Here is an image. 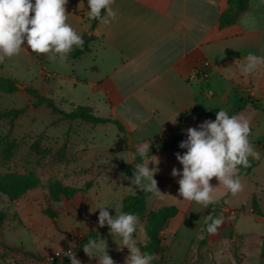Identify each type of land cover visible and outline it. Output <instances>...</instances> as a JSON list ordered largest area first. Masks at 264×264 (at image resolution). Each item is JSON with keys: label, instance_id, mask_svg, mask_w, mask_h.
<instances>
[{"label": "rangeland", "instance_id": "374dc122", "mask_svg": "<svg viewBox=\"0 0 264 264\" xmlns=\"http://www.w3.org/2000/svg\"><path fill=\"white\" fill-rule=\"evenodd\" d=\"M42 66V61L34 60L24 51L0 63V76L12 79L14 85L24 86L22 89L15 85L13 92L0 91V112L25 108L13 119H0V175L16 172L33 173L35 177L33 181L0 177V264H63L64 252L69 250L82 264H98V257L89 260L83 246L75 247L82 235L98 227V206L110 207L107 210L114 216L115 209L122 212L123 197L139 190L130 184L132 176L125 171L124 165L132 161L139 146L155 139L156 126L158 129L171 124L174 110L160 109L158 116L153 114L148 123L131 134L120 131L113 122L61 119L59 113L45 104L34 105L36 98L25 91V87L37 89L40 95L49 97L63 110H69L71 103L83 105L79 102L89 98L95 101L93 112L96 115L108 117L113 112L101 93H92L88 88L75 89L70 82L55 75L50 76V89L46 88L48 76ZM226 67L229 75L214 73L206 78L207 81L201 79L191 83L199 91L197 104L209 110L229 111L238 94H249L239 86H235L237 93L234 92V82L240 86L253 84L254 95L264 106V78L261 80L260 73L244 75L233 66ZM117 111L122 114L121 110ZM238 115L249 120V139L260 155L264 141V110L246 106ZM193 116L183 127L184 140L187 128L198 127L205 120H215L208 115ZM170 134L166 141L171 140ZM9 141L14 144L6 158L4 147ZM185 151L181 148L159 150L154 154L159 164L149 163V168L158 167L154 179L158 189L166 195L160 198L152 193L147 197L145 212L138 216L139 225L133 234L137 246L140 248L147 239L144 232L146 213L162 205H175L177 214L160 232L166 248L152 253L156 257L152 264H264V155L259 160L254 159L257 163L249 174H240L243 191L235 196L231 193L225 196L227 190L213 178L210 184L216 187L212 193L215 201L225 197L222 203L215 202L205 209L195 202L183 201L178 195L180 177L171 175L174 167L182 171L175 154ZM151 160H154L153 155L144 158L143 163ZM125 175L129 179H124ZM49 185L76 191L69 198L61 194L54 200ZM253 196L261 215L251 211ZM47 208L55 212V218L45 212ZM211 214V218L224 219L215 235L206 230ZM100 239L105 241L102 246L107 247L116 264H124L128 249L117 251L109 230L97 241Z\"/></svg>", "mask_w": 264, "mask_h": 264}, {"label": "crops", "instance_id": "0c3cea01", "mask_svg": "<svg viewBox=\"0 0 264 264\" xmlns=\"http://www.w3.org/2000/svg\"><path fill=\"white\" fill-rule=\"evenodd\" d=\"M80 2L69 0L66 22L80 35H92L88 51L76 58L68 56L64 63L34 55L30 49L22 51L44 63L46 88L50 89V76L55 75L75 89L101 93L113 112L108 117L118 119L125 133L138 131L160 109L174 110L172 120L177 121L181 111L199 106V91L191 83L207 81L214 73L229 75L228 65L239 71L249 53L264 56V0H249L235 22L224 27L218 25V17L227 0H115L116 20L107 25L97 20L92 29V20L85 15L90 11L87 0L83 10ZM204 62L210 69L202 78L197 72ZM256 71L262 80L264 65ZM233 84L234 92L239 86L257 98L253 84ZM83 101L79 103L95 108L94 100ZM175 124L158 129L155 125L154 140L168 143Z\"/></svg>", "mask_w": 264, "mask_h": 264}, {"label": "clouds", "instance_id": "9594fccd", "mask_svg": "<svg viewBox=\"0 0 264 264\" xmlns=\"http://www.w3.org/2000/svg\"><path fill=\"white\" fill-rule=\"evenodd\" d=\"M69 0H0V63L6 58L18 56L22 50L30 49L37 55H46L51 61L59 59L64 63L74 48H82L83 37L67 23V4ZM115 0H87L90 11L85 15L91 20H98L102 24H110L116 20L117 12L112 5ZM81 5L83 6L81 8ZM84 9L83 0L78 5ZM103 10V11H102ZM103 13V14H102ZM264 65V56L249 53L238 67L244 75H250L258 66ZM173 124L175 120H170ZM187 139L179 143V148L186 149L181 154H175L182 165V171L173 168L172 177H180L178 195L183 201L195 202L203 208L215 203L212 193L216 187L210 184L213 178L219 181L233 196L243 191L240 179V168L251 166L249 157L259 160L260 155L250 142L251 127L248 119L242 115H229L225 110L216 113L215 120H205L198 127L186 129ZM151 145L144 143L137 149V154L144 158ZM148 163H136L130 184L139 190L150 192L163 198L158 189V182L154 176L158 167L149 168V163L158 165L159 159ZM124 179H129L126 175ZM110 207L98 206V227L106 225L113 237L117 251L128 249L124 264H152L155 255L142 252L137 246L134 233L139 225V218L132 213H122L115 209L116 214L110 215ZM95 212V211H93ZM207 224V232L215 235L223 226V217L211 218ZM118 237V239H116ZM104 240L98 242L90 239L83 246V252L89 260L98 257V264H116L108 254L107 247H103ZM97 253H100L97 255ZM57 256L59 255L56 253ZM71 264H82L71 250L64 252Z\"/></svg>", "mask_w": 264, "mask_h": 264}, {"label": "trees", "instance_id": "16d2710c", "mask_svg": "<svg viewBox=\"0 0 264 264\" xmlns=\"http://www.w3.org/2000/svg\"><path fill=\"white\" fill-rule=\"evenodd\" d=\"M249 0H227V7L221 11L218 17V25L220 27H224L227 25H231L235 22L239 13L245 10L248 6ZM103 11V10H102ZM103 14V13H102ZM97 20H92L91 29L94 27ZM90 29V30H91ZM85 41L82 48H74V50L68 54L70 58H76L83 54L84 52L89 50V42L92 39V35H81ZM16 89L12 79L8 77L0 76V91L2 92H13ZM31 95L36 98V102L34 105L45 104L47 107L51 108L53 112L59 113L61 119H81L86 122L90 123H105V122H113L115 123L120 131H124L123 124L115 118L111 117H102L96 115L93 112V109L87 105H73L70 104L71 108L69 110H63L57 105L53 103V101L47 97L42 96L38 92L37 89L33 87H25L24 89ZM246 106H250L255 109L264 110V106L259 102V100L253 97L250 94H243L238 95L229 111H226L230 116L231 115H238ZM25 108H11L0 112V119L2 118H10L13 119L17 117L24 111ZM219 110H209L205 106H194L188 109L181 111L178 114L177 123L174 127L173 135L169 143L160 142L159 140H151L149 144L151 145V149L149 150L146 157L147 158L153 155L158 148L166 149V150H176L179 147V143L183 140V127L185 125V121L188 115H208L210 117L215 118L216 113ZM13 141H9L5 144V152L6 158L10 156L11 150L13 148ZM33 146H36L34 143ZM263 152L260 154V157L264 155V141L261 144ZM38 148V147H37ZM144 158H141L137 153L133 155L132 161L127 165H124L125 171L133 177V170L135 168L136 163H143ZM251 166L248 168H244L242 166H238L240 168V174L247 175L249 174L252 169L256 166L257 161L250 158ZM0 177L14 180V181H21L23 179H28L30 181L35 180L33 173H29L27 175L19 174L16 172H7ZM50 193L54 200H58L60 195L63 194L66 198H69L73 195L76 191L73 188H68L65 186H55L49 185ZM152 193L137 190L134 194L127 195L123 197L121 201V211L122 213H132L137 216H141L145 212V205L147 201V197ZM230 193L227 191L226 195ZM218 198L216 202L222 203L224 197ZM11 197H15L12 196ZM251 211L255 212L258 215H261V211L258 208V202L255 196L252 197L251 200ZM45 212L49 214L50 217L55 218V212L51 211L50 209H45ZM178 212V209L175 205H162L155 210H150L146 213L145 216V224H144V232L147 236V239L144 244L140 245V249L142 252H148L152 254L153 252H162L166 248L163 244V237L161 236V230L167 225L168 221L173 218ZM1 217V215H0ZM212 217V214L210 215ZM108 230L107 225L104 228L97 227L96 229H89L82 237L80 238V243L75 247L76 249L81 248L90 239H95ZM262 248L264 249V240L262 243ZM63 264H71L70 259L66 256L62 257Z\"/></svg>", "mask_w": 264, "mask_h": 264}, {"label": "built area", "instance_id": "2783aa9c", "mask_svg": "<svg viewBox=\"0 0 264 264\" xmlns=\"http://www.w3.org/2000/svg\"><path fill=\"white\" fill-rule=\"evenodd\" d=\"M209 69H210V67H209L208 63L204 62L202 64V66L200 67L201 71L199 69H197V71L199 70L197 73H199L202 78H205ZM194 77L196 78V75L193 73L192 78H194Z\"/></svg>", "mask_w": 264, "mask_h": 264}, {"label": "water", "instance_id": "95a60500", "mask_svg": "<svg viewBox=\"0 0 264 264\" xmlns=\"http://www.w3.org/2000/svg\"><path fill=\"white\" fill-rule=\"evenodd\" d=\"M89 32H91V31H89ZM15 85L18 86L19 88H22V89L24 88L23 85H20V84H17V83H15Z\"/></svg>", "mask_w": 264, "mask_h": 264}]
</instances>
